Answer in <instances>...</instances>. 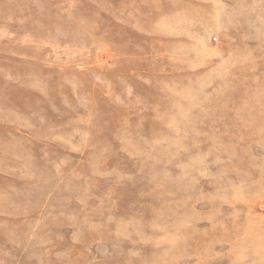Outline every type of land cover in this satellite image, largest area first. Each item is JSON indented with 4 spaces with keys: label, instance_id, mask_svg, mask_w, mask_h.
<instances>
[{
    "label": "rangeland",
    "instance_id": "obj_1",
    "mask_svg": "<svg viewBox=\"0 0 264 264\" xmlns=\"http://www.w3.org/2000/svg\"><path fill=\"white\" fill-rule=\"evenodd\" d=\"M0 264H264V0H0Z\"/></svg>",
    "mask_w": 264,
    "mask_h": 264
}]
</instances>
